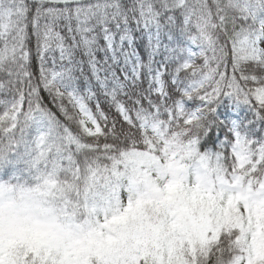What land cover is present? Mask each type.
<instances>
[{"label":"trees","instance_id":"1","mask_svg":"<svg viewBox=\"0 0 264 264\" xmlns=\"http://www.w3.org/2000/svg\"><path fill=\"white\" fill-rule=\"evenodd\" d=\"M247 9L264 17V0H0V189L81 236L123 209L137 156H171L213 189L236 179L257 189L264 61L236 49L238 35L256 30ZM72 94L97 133L83 130ZM237 236L221 233L193 263L164 241L172 264H231ZM102 253L89 264H112Z\"/></svg>","mask_w":264,"mask_h":264},{"label":"rangeland","instance_id":"2","mask_svg":"<svg viewBox=\"0 0 264 264\" xmlns=\"http://www.w3.org/2000/svg\"><path fill=\"white\" fill-rule=\"evenodd\" d=\"M248 13L256 30L238 35L236 49L244 59L264 61V17L250 9ZM194 47L191 41L187 65L194 61ZM203 83L196 82L193 90ZM255 97L264 104V87L256 89ZM77 100L83 130L97 133L98 125ZM235 135V153L243 166L242 140L237 130ZM171 158L133 159L135 170L120 192L123 209L102 218L86 236L26 212L14 195L0 189V264H89L100 251L112 264H172L171 246L164 240L177 242L193 263L221 233L232 230L238 236L232 239L237 254L231 264H264V180L257 189L239 179L213 189L198 174L183 176Z\"/></svg>","mask_w":264,"mask_h":264},{"label":"water","instance_id":"3","mask_svg":"<svg viewBox=\"0 0 264 264\" xmlns=\"http://www.w3.org/2000/svg\"><path fill=\"white\" fill-rule=\"evenodd\" d=\"M26 1L53 4V3H61V2L65 3V2H74V1H81V0H26Z\"/></svg>","mask_w":264,"mask_h":264}]
</instances>
